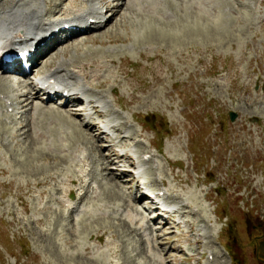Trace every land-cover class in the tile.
Listing matches in <instances>:
<instances>
[{
    "label": "rangeland",
    "instance_id": "374dc122",
    "mask_svg": "<svg viewBox=\"0 0 264 264\" xmlns=\"http://www.w3.org/2000/svg\"><path fill=\"white\" fill-rule=\"evenodd\" d=\"M42 2L51 4V0ZM68 4V9L84 5ZM143 4L156 12L138 9L135 2L129 8L118 2L120 8L106 31L58 48L34 71L38 75L62 61L71 62L72 69L91 60L110 66L111 77L88 81L90 95L105 92L111 113L116 111L108 115L116 125L128 123L116 145L141 152L138 156L131 152L135 166L130 170L137 173L142 166V174L136 180L129 174L117 181L109 173L121 176L126 167L120 163L102 171L104 161L98 159L95 145L106 141L98 139L97 129H78L71 143L73 160L68 163L52 158L59 153L32 144L26 115L32 112L30 107L22 108L23 116L14 112L13 120L0 113L5 124L0 125V264H161L157 255L165 264H264V0H146ZM154 17L166 26L155 23ZM93 69L86 68L87 72ZM115 74L119 83L113 80ZM104 81L109 82L102 86ZM8 86L0 84L15 95ZM112 88H117V98L110 93ZM24 90L18 88V92ZM34 102L41 115L38 126L49 128L55 115L48 108L55 105ZM3 105L0 100V112ZM230 112L237 114L234 122ZM152 116L157 117V133L145 130L146 125L142 128L145 118ZM52 127L64 130L61 120ZM141 156L152 159L141 164ZM74 176L85 183L70 184ZM38 182L43 186L38 187ZM147 182L154 192L170 189L183 198L197 196L204 211L202 218L190 216L192 232L184 226L157 231V255L133 229L122 225L124 220L113 219L118 214H112L117 208L123 210L124 202L132 203L131 193L140 197ZM69 190L75 191L74 202L82 210L95 215L96 220L86 215V229L74 226L71 217L66 222L68 216L57 209L52 195L67 199ZM93 190L102 194L99 200L92 198ZM83 194L86 197L80 203ZM132 205L136 210L144 207V203ZM104 210L110 214L98 221ZM83 217L81 213L73 218L78 222ZM55 221L64 227L56 232L67 242L56 234L58 243L46 233ZM156 225L163 224H154L153 229ZM105 231L101 242L97 236ZM86 247L91 252L83 251ZM98 256L101 262L91 261Z\"/></svg>",
    "mask_w": 264,
    "mask_h": 264
},
{
    "label": "bare ground",
    "instance_id": "6f19581e",
    "mask_svg": "<svg viewBox=\"0 0 264 264\" xmlns=\"http://www.w3.org/2000/svg\"><path fill=\"white\" fill-rule=\"evenodd\" d=\"M41 1L42 0H0V45L2 46V48H6V47H9V46H21V45L27 46V45L33 44V43L40 44V43H42L44 41V39L47 38L48 34H50L51 31L55 30V28L57 26L52 27V26H50V24L53 21H56V20H50L48 17L50 15H55L57 12H59V13L62 12L63 9H61V7L63 6V4H64V2L66 0H55L57 3L52 5L50 7V9L47 10V11L44 10ZM145 1L146 0H142V1L141 0H109V1H107L105 3V6H102V5L100 6L97 3V0H84V2L89 3L90 8H88V9H78V10L72 9L71 12L73 14H75V17L78 18L79 20L84 19L83 17L86 16L85 19H84V21L86 23L89 21L90 18L97 19L99 21L98 27L96 29H92V30H95V33H102L103 31H106V30H103V28L105 29V27L110 22L112 23L113 16L115 15L114 12H116L120 8L119 5H117L118 2H119V4L120 3H125L126 7H128V8H129V5L131 3L135 2L136 7L138 9H140V7H142L143 11H145V12L155 13L156 12L155 9L152 8L150 5H146L145 6L143 4V3H145ZM71 4L75 5L76 1L73 0ZM104 10H106V12H104ZM107 12L111 13V16H112L111 18H108V19L105 18V15L107 14ZM59 13H57V14H59ZM153 19H154V22L159 24V25H163L164 24V22H162L158 17H154ZM55 23H57V22H55ZM62 23L63 22H61V24ZM64 23H69V20L65 21ZM169 24H172V23H169ZM163 30L161 29V33H162ZM154 31L155 30H153V33H154ZM51 58H53V56H51ZM70 61H73V60H70ZM68 63H67V61L60 62L55 67H53L52 69H49L46 72L41 73L39 71L38 76H36L35 78L31 79L26 84V86L24 87L25 90L20 92V93H18L16 99L12 100L11 103H9V100H10L8 98L9 96L6 95L4 98H6L5 104H6L7 108H9V109H11V108H13L14 110L19 109V108L20 109H22V108L27 109V108L30 107V110L32 112L29 113L30 116L28 115V113H26V115H28V119L27 120H28L29 127H30L29 128V131H30L29 137L32 138V144L33 145L34 144L37 145V143H38V144L43 146V147H41L42 150L45 149L48 152L50 151V152L59 153V155H57L55 157H52V158L54 160L57 159V158H58V160H60L59 158H61V159H64L63 162L64 161H68V163H69V160H71V161L73 160V159H71V153H72L71 151H72V147H73V146H71V143L73 141L72 139L74 137V134H77L76 132L79 131L80 128L81 129L86 128L88 132L90 131L91 128L92 129H97V130H99V133L101 134V136H103L105 134V132L101 128H99V125H98L99 123L95 122V120H94L92 115L88 114L87 117L90 119L89 121H86V120H82L81 121V118L83 117L82 110H80V111L79 110L78 111L74 110V113H73L70 110H68L67 108H69L72 103H76V102L81 101V99H83L81 97L83 95H87L90 92V89H88V87H87L88 81L93 80L95 82L96 80H99L100 78L104 77L103 75L111 77L114 73L112 72V69L110 68V66L101 65V64H104V63H101V62L97 63L95 61L92 62V60L88 64L86 63L85 65H83L84 64L83 63L81 67L78 66V65H74L75 69L69 68ZM111 63L114 64L115 61L111 60ZM87 67H94L95 69H93L90 72H87V70H86ZM21 71H23V70L21 69ZM17 73H20V70H18L15 67H12V66H4L0 62V84L1 85L2 84L3 85L4 84H8L10 86L9 89H13V91L16 90L14 88L15 86H13V83L11 82V79L13 78L12 76L17 74ZM24 74L27 75V74H29V72H25ZM40 75H42V76H40ZM113 80H114V82L119 83V81H118V79L116 77V74L114 75ZM108 82L109 81H104L102 86H105L106 84H108ZM57 83L60 84L63 87L64 92H66V91H68L69 93L73 92V95H71V97L68 96V95L64 96V99H65L64 103L60 104L57 107V109L48 110V112H50L51 114L55 115V118H54V120H51L50 124H52V125L49 126V128H47V129L46 128H41V127L38 126V124L41 121V115H39L37 113V111L39 109V106L34 104L35 103L34 101L36 99H39V92L37 91L35 93V91H34L35 89L34 88L37 85L38 86L39 85L54 86ZM18 86L22 87L23 85L22 84H18ZM100 86H101V84H100ZM107 86H109V85H107ZM31 88H32V90H31ZM7 92H9V91H7L6 89H3V88L1 89L0 88V93H2L3 95L4 94H8ZM112 92L115 94V88H112ZM9 93H11V91ZM104 93L105 92L100 94V97L97 95V96H94L91 100H89L91 104L99 103V105L95 106V108H94L95 109V114L97 116H103V114H102L103 111L100 110V106H101L100 104L103 103L102 100L105 99ZM54 100H55L54 98H50L49 102L50 101L53 102ZM108 103L109 102H107L106 105ZM106 105H104V107ZM17 107H19V108H17ZM108 111H110V110H108ZM79 114H82V115L79 116ZM105 116H107V115H105ZM77 119H79L80 121L77 122L76 121ZM59 120L62 121V125L64 127V130L63 131H56L54 129L50 130V128H53L52 127L53 124H57V122ZM113 123L114 122H112V121L108 122V124H107L108 125V129L111 130V131L114 130L119 135L122 134L124 132V130L128 129L127 128V124L128 123H124L123 125H115ZM2 124L4 125V123L0 120V125H2ZM2 128H3V126H2ZM24 129H25V127H22V129H19V131L24 130ZM4 130H5V127L2 129V131H4ZM70 130H72V131H70ZM2 134H3V132H2ZM54 137L56 138L55 140H53ZM79 137H80V135H79ZM130 137H132V136H130ZM82 138L83 137H81L80 139H82ZM102 140H104V138H102ZM126 140H127V137H126V139L124 138V140H121V141H126ZM131 140H133V139L131 138ZM109 142L112 143L113 141L111 140ZM111 143H110L109 147H105L106 145H95V148H96V150L98 152V159H102V161H104L105 167L102 169V171L103 170L107 171V170L111 169V165L115 164V163H120V164H122V166L124 165L123 167H126V168H124L123 173H122L121 176L114 175L115 173L110 171L109 175H112L118 181L121 178L128 177L129 174H132L130 168L132 166H134V162H133L134 159H133L132 154H130L128 151H125L124 153H119L118 150L116 149V145L114 143H112V144ZM82 144L87 146V143L85 142V140H83ZM123 147H126V146H123ZM140 148H142V147H140ZM104 150L109 151L110 154H103ZM66 152H70V154H68ZM136 152H138V151H136ZM61 153H63L64 155L63 154L61 155ZM135 154H137V153H135ZM140 154H141V152H140ZM140 154H137V156L140 155ZM137 158L139 159L140 157H137ZM125 161H128V164H129L128 166L125 165ZM104 178L106 179V176ZM79 180H81L82 184L85 183L83 178H77V177H75L74 179L70 180V183L73 184V185H77ZM152 183H155V182L152 181ZM149 184H151V183H149ZM36 185L38 187L43 186L41 182H38ZM45 192H41V196L45 195L46 194ZM86 194H88V193L86 192ZM122 195L123 194H120L121 197H123ZM75 196L76 195H75V191L74 190L68 191L67 197L72 199ZM101 196H102V194L98 190H95V191L93 190V197L92 198L94 200H99V198ZM85 197H86V195L83 194V195H81L79 200L83 201V199ZM167 199L168 200H174V201H177V200L180 201V205H181L180 210L175 212V214H173L172 216L176 217L177 215H182L184 217H187V216H190V215H193V216L198 215L199 217H201V215H202L201 213L204 212L203 209L200 208V206H199L198 197L193 195V194H192L191 198L188 199V196L183 198L182 196L176 195V194H174V192H171V194L168 195ZM133 202L134 203L135 202H139V199L135 198L133 200ZM61 203L62 204L63 203H67L69 205L68 207L71 210L70 211L71 214L79 213V215H80L82 213L84 215V217L86 215H89L90 218H93L94 220H96L95 217H94L95 215L92 216L93 214L91 215L90 214L91 212L88 211V210H82L79 205L71 207L73 205L70 204L69 201H65V200H63V202L60 200V205H61ZM104 206L106 207V205H104ZM94 209H95V211L99 210L97 207L94 208ZM113 209H111V210L113 211ZM123 209L124 210H122V217H118V218H116V217L114 218L113 217V219H117V220L121 221V223L124 220L122 225H124L126 228L128 227L127 229H129V230L130 229H134L132 225H134L135 222H139L138 231H142L144 236L148 237V234L146 233L147 230L145 228L146 227V224H145L146 221L144 220V218L140 217L139 213L133 210L132 205L130 203L124 202ZM106 210H104V212L101 213L102 216L100 218H98V216H97L98 214L96 215L97 218H98L97 219L98 221H103L105 219V217H103V216H106V214L109 213V212L106 213L107 212ZM41 211H44V210L41 209ZM101 211H103V210H101ZM118 211L119 210L114 211L112 214L117 215ZM62 214H64V213H62ZM89 216H86L85 218L83 217L81 219L79 218L78 222L76 221V222L73 223V221H72V223L74 224V226L79 225L80 227H82V229H84V228L86 229L87 227L85 226V224L83 222H86L87 220L84 221V219H87V217L89 218ZM62 217L64 219L65 216L62 215L61 219H62ZM69 218H70V216L68 218L64 219V220L66 222H68ZM58 219H59V217H58ZM90 220H92V219H89V221ZM36 221H37V223H39L38 225H42L40 222H38V221H41V220L38 219ZM56 223H57V221H55L54 224L52 225L53 229H52V227H51V229L49 227V229L46 231V233L53 234L55 241L58 240V243L60 242L59 239H63L64 242H67L69 239L63 237L62 234H60L58 231L56 232V230L62 229L64 227L60 226V224L57 225ZM199 223H200V220H199ZM205 225L208 226L207 224H205ZM168 228L169 229H173L172 227H169V226H168ZM207 228H209V226ZM75 230H76L78 235L81 232H83V230L81 231L78 228H76ZM131 231H132V233L133 232L137 233L136 230H131ZM56 234L59 235V237H58L59 239H56V237H55ZM81 234L83 235V233H81ZM104 235H106V231L103 232L101 235H98L97 239L99 241H101L104 238ZM75 236H76V234H75ZM90 238L93 239L92 236ZM200 243L201 242L198 241L197 244H200ZM148 244L150 245L152 243H149V241H148ZM201 245H202V243H201ZM83 251L91 252V249H90V247H86L85 249H83ZM148 258H150V262L155 260L154 257H152V255L150 257L148 256ZM92 259H94V260H91L93 262L94 261H99V262L102 261L100 256L92 258ZM146 259H147V257H146Z\"/></svg>",
    "mask_w": 264,
    "mask_h": 264
},
{
    "label": "water",
    "instance_id": "95a60500",
    "mask_svg": "<svg viewBox=\"0 0 264 264\" xmlns=\"http://www.w3.org/2000/svg\"><path fill=\"white\" fill-rule=\"evenodd\" d=\"M232 117L234 118V117H235V115L233 116V114H232Z\"/></svg>",
    "mask_w": 264,
    "mask_h": 264
}]
</instances>
